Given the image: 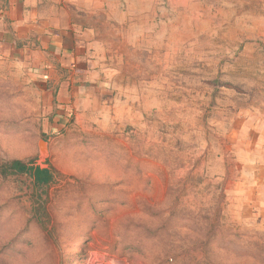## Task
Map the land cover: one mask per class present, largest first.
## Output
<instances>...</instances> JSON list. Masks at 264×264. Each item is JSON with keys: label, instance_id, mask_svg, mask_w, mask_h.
Listing matches in <instances>:
<instances>
[{"label": "rangeland", "instance_id": "374dc122", "mask_svg": "<svg viewBox=\"0 0 264 264\" xmlns=\"http://www.w3.org/2000/svg\"><path fill=\"white\" fill-rule=\"evenodd\" d=\"M109 2L69 69L0 54V168L52 174H0V264H264V0Z\"/></svg>", "mask_w": 264, "mask_h": 264}, {"label": "crops", "instance_id": "0c3cea01", "mask_svg": "<svg viewBox=\"0 0 264 264\" xmlns=\"http://www.w3.org/2000/svg\"><path fill=\"white\" fill-rule=\"evenodd\" d=\"M109 1L0 0V54L18 57L25 66L30 63L34 77L45 55L49 60L54 56L58 68L69 69L88 54L92 45L88 32L93 30L88 21L112 5ZM39 81L35 80L36 87L47 90Z\"/></svg>", "mask_w": 264, "mask_h": 264}, {"label": "trees", "instance_id": "16d2710c", "mask_svg": "<svg viewBox=\"0 0 264 264\" xmlns=\"http://www.w3.org/2000/svg\"><path fill=\"white\" fill-rule=\"evenodd\" d=\"M1 175H14V174H28L38 185H46L52 179V174L47 169H41L40 167L28 166L21 161L15 160L7 164L3 168H0ZM166 258L171 262L178 261L179 257L173 254L172 251L167 252Z\"/></svg>", "mask_w": 264, "mask_h": 264}]
</instances>
